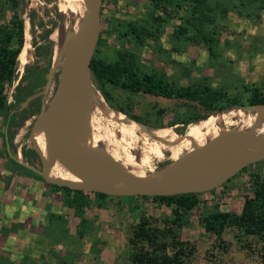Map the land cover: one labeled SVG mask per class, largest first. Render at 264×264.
<instances>
[{"label": "rangeland", "instance_id": "374dc122", "mask_svg": "<svg viewBox=\"0 0 264 264\" xmlns=\"http://www.w3.org/2000/svg\"><path fill=\"white\" fill-rule=\"evenodd\" d=\"M211 1H219L228 11L221 15L220 8H216V23L208 30L218 42L213 40L205 45L202 41H192L196 32L176 34L190 16L189 6L175 12L157 37H144L139 44L142 28L133 31L132 27H141L151 14L163 11L153 8L150 0H104L99 55L112 61L118 50L127 49L135 56L137 76L148 72L156 81L178 86L201 82L204 87L226 90L230 99L239 97L249 105L252 88L259 87L264 92V10L257 8L259 2L253 8L252 0ZM19 11L25 20V36L31 42V49L29 63L22 70L17 63L13 76L1 83L4 105L0 109V197H4L0 202L4 204L9 191L28 188L27 182L31 180L30 191L35 192L38 189L35 182L45 181L35 170L42 169L43 164L32 141L33 129L60 77L61 63L55 62L60 39L53 34L60 30L62 41L72 31L73 24L71 14L61 13L58 0H21ZM10 18L11 12L0 24L9 23ZM210 44L214 53L209 49ZM186 69H191V77L183 75ZM100 84L93 77V86L100 90L102 87L118 110L136 116L144 124L177 125L179 132H186L192 122L221 110L209 109L200 100L133 92L109 82ZM221 103L225 105L223 109L234 105ZM152 162L155 170H161L172 163L170 153L165 152L164 159L153 156ZM146 168L148 171L149 167ZM12 175L25 178L17 188L10 178ZM262 182L264 160L245 167L214 190L196 193L197 202L192 209L179 207L176 200L154 196L109 195L96 199L92 195L94 199L89 198L81 213L74 210L77 217L70 219L67 231L59 218L54 220L59 225L52 220L45 223L48 225L45 234L44 228H40L49 239L36 234L40 241L37 242L44 245L47 241L46 248L33 247L27 250L28 255L20 256L24 250L20 247L12 260L10 255L15 251L3 244L0 264H137L134 257L141 251L148 258H157L153 261L163 256V263L170 264L179 256L174 240L190 244H186V253L181 255L183 264H264V247L257 236L245 233L236 225H226L221 235L207 227V218L218 212L240 214L245 201L254 196L255 188ZM143 217L149 220L146 227L156 236L155 243L135 236ZM0 222H4L1 217ZM163 241H168V248L157 247Z\"/></svg>", "mask_w": 264, "mask_h": 264}, {"label": "water", "instance_id": "95a60500", "mask_svg": "<svg viewBox=\"0 0 264 264\" xmlns=\"http://www.w3.org/2000/svg\"><path fill=\"white\" fill-rule=\"evenodd\" d=\"M103 3L104 0H85L86 9L79 30L71 31L64 40L57 88L37 122L42 127L51 154V164L47 165L38 151L43 165L42 169L35 170L46 182L114 196H175L214 190L245 167L264 160V133H257L260 119L251 131L232 128L212 137L206 146L158 170L156 180L138 175L100 149H77L72 141L91 97L92 60L101 37ZM260 106L264 104H234L228 108H240L251 113ZM34 146L38 150L35 143ZM240 146L249 148L250 153L237 155ZM197 155L199 158L186 168L174 171L181 163ZM57 164L77 180L47 178Z\"/></svg>", "mask_w": 264, "mask_h": 264}, {"label": "trees", "instance_id": "16d2710c", "mask_svg": "<svg viewBox=\"0 0 264 264\" xmlns=\"http://www.w3.org/2000/svg\"><path fill=\"white\" fill-rule=\"evenodd\" d=\"M153 8L161 9L163 12L160 14H151L146 19L144 24L140 26H133V31L141 29L142 38L137 43L142 44L144 37H157L159 33L164 30V27L174 17V13L180 8L184 9L189 6L190 16L186 18L185 24L180 26L179 32H196V36H192L193 42H201L205 45L212 42L213 40L218 42L217 38H212L211 32L208 27L216 23V8H220V14L225 15L228 11L224 8L219 1L212 2L211 0H150ZM259 2L257 8L259 11L264 10V0H252L253 8H256V4ZM21 0H0V20L5 19L7 13L11 12V18L9 23L0 24V109L4 105V97L2 94V82L10 79L16 70L18 63L19 54L22 51L26 40L25 20L21 17L19 6ZM215 3V5H213ZM172 5V7H170ZM103 13V12H102ZM251 15L248 13V16ZM152 20V23L150 22ZM150 23V25H149ZM135 24V23H134ZM155 26V28H153ZM103 31H101V37L97 46L94 58L92 60V72L93 77L98 80L100 85L105 82H109L115 86H121L128 88L133 92H144L148 94L168 97V98H188L191 100H200L202 105H205L209 109H223L225 107L221 102H226V106L229 104H245L246 102L239 97L230 99L227 95L226 90L211 89L209 86L204 87L205 84L191 83L188 86H178L177 84H168L164 81H156L155 76L148 72L137 76L138 71L136 66L135 56L131 54L129 50H118L116 59L108 61L104 59L103 55H99L102 51L101 43ZM138 34V36L140 35ZM213 44L209 45V49L214 53ZM183 75L191 77V69H186V73ZM105 99L110 103L111 106H115L111 100L107 97L101 87ZM225 97V98H224ZM227 97V98H226ZM247 103L249 104H264V92H261L259 87L252 88L251 96L248 98ZM122 110V109H121ZM125 112L124 110H122ZM127 113V112H125ZM136 120H139L136 116L130 115ZM200 117V116H199ZM152 125V124H148ZM170 125V124H164ZM162 126V125H159ZM230 180V179H229ZM228 180V181H229ZM56 189L62 190L64 193V202L66 205L74 207L78 213L81 207H86L89 203V196L87 191L73 190L69 187H61L53 185ZM196 193L181 194L175 196H154L161 200H176L177 204L185 207V209H192L197 202ZM108 194L96 193V199L98 197H108ZM178 209V208H177ZM208 228L214 229L218 235L222 234L226 225H236L240 230L245 233L255 235L262 242L264 247V183L259 184L254 190V196L248 198L245 201L243 210L240 214L236 212H218L213 216H209ZM148 218L143 217L138 227L134 231L137 238L147 239L149 242L155 243L153 234L150 233L151 228L146 227L148 224ZM155 231V229H152ZM154 239V240H153ZM188 242L182 240H174L173 246L178 247V257H174L170 264H183L184 259L181 258L182 254L186 253ZM160 249H166L169 247L168 241H163L157 244ZM158 257V256H157ZM157 259L154 256L147 257L146 252H140L136 254L134 260L137 264H145L144 262L149 261L151 264H165L163 263V256L161 260L153 261ZM152 260V261H151Z\"/></svg>", "mask_w": 264, "mask_h": 264}, {"label": "bare ground", "instance_id": "6f19581e", "mask_svg": "<svg viewBox=\"0 0 264 264\" xmlns=\"http://www.w3.org/2000/svg\"><path fill=\"white\" fill-rule=\"evenodd\" d=\"M58 5L61 13L72 15V31L79 30L85 14V0H58ZM62 35L60 30L53 34V37L59 36L60 39L59 43L57 42L59 47L55 52V62L61 64L63 58L59 56V53L63 50L65 40L64 38L61 41ZM30 49L31 42L26 39L18 57L21 70L29 63ZM70 49L71 46H69ZM257 121L259 122L257 133H264V106L258 107L255 112L251 113H246L240 108L227 107L192 122L186 132H179L177 125L161 127L141 124L125 112L111 106L101 90L93 86L86 113L77 126L72 144L79 150L100 149L138 175L156 180L157 170L152 167L153 156L164 159L165 152L168 151L172 162H178L185 154L206 146L212 137L221 132L232 128L239 129V127H242L244 131H251ZM33 135V141L40 154L43 155L45 163L51 164V154L40 124L35 127ZM249 153L250 149L245 146H240L237 151L239 156ZM198 158L199 155L193 159L189 158L177 166L174 171L186 168ZM146 167H149L148 171ZM47 178L77 180L61 164L51 169Z\"/></svg>", "mask_w": 264, "mask_h": 264}, {"label": "crops", "instance_id": "0c3cea01", "mask_svg": "<svg viewBox=\"0 0 264 264\" xmlns=\"http://www.w3.org/2000/svg\"><path fill=\"white\" fill-rule=\"evenodd\" d=\"M10 178L16 188L19 186V183L25 179L22 175H12ZM30 181L27 182L28 188L19 187V191H9L7 193V204L0 202V217L3 218L4 221L0 222V247L6 244L5 247L9 246V248H13L12 250L15 252L10 255L12 260H14V254L18 252L16 249L20 247L24 249L22 250V254L17 253V255L19 254L20 256L28 255L29 251L27 250H32L33 247H47V241L44 242V245H42V242L41 245H39L40 243L37 242L39 241L37 235L48 238V236L44 235L48 228V225L46 226L45 223L48 221L52 220L53 223H56L54 220L59 218L65 224V230L67 231L70 219L72 217H77V215H74L75 208L69 205L67 206L64 202V193L62 190L56 189L53 184L46 181L38 180L35 182L38 189L35 192L32 190L30 191L31 186H33ZM85 193L88 194L90 199L96 198V193ZM3 197V195L0 197L1 201ZM134 197L140 198V196ZM48 217L53 218L48 219ZM55 225L59 224L56 223ZM42 227L44 228V234L40 231ZM9 248L7 249L11 250Z\"/></svg>", "mask_w": 264, "mask_h": 264}]
</instances>
